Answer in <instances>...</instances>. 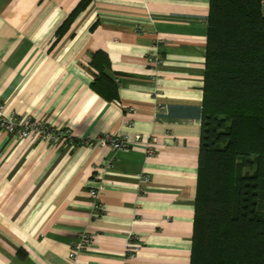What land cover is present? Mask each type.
<instances>
[{"label":"crops","instance_id":"0c3cea01","mask_svg":"<svg viewBox=\"0 0 264 264\" xmlns=\"http://www.w3.org/2000/svg\"><path fill=\"white\" fill-rule=\"evenodd\" d=\"M81 2L0 0L5 113L76 138L0 132V264H191L210 0H90L69 23ZM100 54L116 96L107 81L94 86ZM105 134L142 141L126 150L80 142ZM85 233L92 241L74 262ZM132 235L141 248L128 262Z\"/></svg>","mask_w":264,"mask_h":264},{"label":"trees","instance_id":"16d2710c","mask_svg":"<svg viewBox=\"0 0 264 264\" xmlns=\"http://www.w3.org/2000/svg\"><path fill=\"white\" fill-rule=\"evenodd\" d=\"M191 264H264V0H210Z\"/></svg>","mask_w":264,"mask_h":264},{"label":"built area","instance_id":"2783aa9c","mask_svg":"<svg viewBox=\"0 0 264 264\" xmlns=\"http://www.w3.org/2000/svg\"><path fill=\"white\" fill-rule=\"evenodd\" d=\"M159 61V60H158ZM118 106H122L118 104ZM133 111V110H132ZM0 132L17 137L20 141L34 139L43 141L48 144L55 145H74L76 144V138L71 129H57L50 124L33 119L32 117H20L16 113L6 114L5 103L0 98ZM142 141V135L140 134H105L93 140H81L82 144H86L89 147H93L96 144L100 146H108L113 150H126L131 148L133 144ZM153 143L148 144L149 155H154L156 150ZM150 183L149 176L143 175L140 178L139 191L144 193L145 187ZM91 196L95 200L97 213L96 218H100L104 215L106 208L100 201V189L94 188L91 191ZM93 236L85 233L78 243L73 244V252L70 255V259L74 262L77 260L78 253L86 249ZM141 248L140 239L132 235L129 239L126 258L128 262H133L137 256L138 251Z\"/></svg>","mask_w":264,"mask_h":264}]
</instances>
